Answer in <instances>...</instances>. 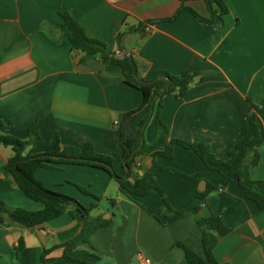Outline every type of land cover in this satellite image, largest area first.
<instances>
[{"label":"crops","instance_id":"obj_1","mask_svg":"<svg viewBox=\"0 0 264 264\" xmlns=\"http://www.w3.org/2000/svg\"><path fill=\"white\" fill-rule=\"evenodd\" d=\"M224 2L229 12L207 22L190 9L209 17L206 0H0V133L27 140L35 125L39 136L28 147L32 153L44 152L55 131L63 146L91 141L99 153L115 152L124 115L139 107L143 92L120 66L72 46L62 29L61 11H68L109 50L133 54L138 77L151 79L158 70L192 73L183 96L172 92L157 103L146 143L163 150L174 138L200 141L227 159L244 115L264 100V0ZM257 150L250 174L264 179V142ZM13 153L0 142V202L40 210L44 204L29 198L7 171ZM158 159L163 168L154 177L171 207L186 214L164 207L156 189L133 195L91 165L39 167L35 177L90 207L91 217L107 219L90 237L100 255L97 264H140L143 257L152 264H190L184 246L205 257L198 220L212 214H221L229 228L213 231L219 261L264 264V210L245 196L235 175L208 168L180 144L172 158ZM141 162L147 168L150 153ZM222 178L226 184L210 189L199 203L197 191L219 186ZM4 216L2 264H76L63 258V244L83 224L76 205L35 226Z\"/></svg>","mask_w":264,"mask_h":264},{"label":"trees","instance_id":"obj_2","mask_svg":"<svg viewBox=\"0 0 264 264\" xmlns=\"http://www.w3.org/2000/svg\"><path fill=\"white\" fill-rule=\"evenodd\" d=\"M206 3L210 12L209 17H204L190 8L204 21L212 22L216 17L229 12L224 0H206ZM184 8L186 6L183 5L180 10ZM61 16L64 19L62 29L71 40L72 46L88 54L99 55L106 63L120 66L126 80L142 89L143 99L139 107L125 113L119 141L115 152L111 155L97 152L91 141L85 142L80 147L63 146L57 131L53 133L44 152L32 153L28 147L39 136L35 125L31 126L30 136L27 140L0 133V142L11 145L14 150L8 160L7 171L29 198L44 204L40 210H28L21 207H9L1 201L0 220L3 221L6 214L13 221L26 226L40 225L61 215L67 210L68 205L74 204L83 214V224L79 233L63 244V258L76 264H97L100 255L92 246L90 237L98 228L107 224V219L91 217L89 215L90 207L84 206L70 195L48 188L35 177L36 170L39 167H55L64 163L103 168L129 193L143 196L152 189H156L163 196L164 207L186 214L185 210L177 211L171 207L164 191L153 175L156 170L163 168L158 157L172 158L176 144L193 149L208 168L220 173L229 171L235 175L245 196L256 202L260 210H264V179H254L250 174V169L259 161L258 146L264 142V100L261 105H252V109L244 115L239 137L230 149L227 159L218 158L210 150L209 144L200 141L189 142L174 138L165 149H155L156 145L146 143L145 130L155 112L156 105L169 93L177 92L179 96H183L190 87L192 73L184 71L179 75H174L165 70H158L151 79L140 78L137 73L138 63L133 54L124 52L121 56L117 55L116 52L108 49L106 43L88 36L82 25L68 11H61ZM159 124L163 125L161 121ZM148 153L151 156V164L141 174L140 170L144 168L141 158ZM225 184L226 180L222 178L219 186H212L205 191L198 190V202L205 201L206 194L210 189H218ZM81 189L85 192L88 191L84 187ZM198 225L202 232L205 257H201L184 246L190 264H229L219 261L214 255L217 236L213 231L217 230L224 234L229 230L224 223L223 216L212 214L199 219ZM0 264H2L1 260Z\"/></svg>","mask_w":264,"mask_h":264},{"label":"built area","instance_id":"obj_3","mask_svg":"<svg viewBox=\"0 0 264 264\" xmlns=\"http://www.w3.org/2000/svg\"><path fill=\"white\" fill-rule=\"evenodd\" d=\"M140 264H152V259L150 257H143Z\"/></svg>","mask_w":264,"mask_h":264},{"label":"water","instance_id":"obj_4","mask_svg":"<svg viewBox=\"0 0 264 264\" xmlns=\"http://www.w3.org/2000/svg\"><path fill=\"white\" fill-rule=\"evenodd\" d=\"M128 54H130V52H129V51H128ZM146 170H147V168H146V167H144V168H143V169L140 171V172H141V174H142V173H144ZM204 183H205V182H204V181H202V182H201V185H199V189H200V190H203V189L205 188V187H204ZM202 184H203V186H202Z\"/></svg>","mask_w":264,"mask_h":264}]
</instances>
